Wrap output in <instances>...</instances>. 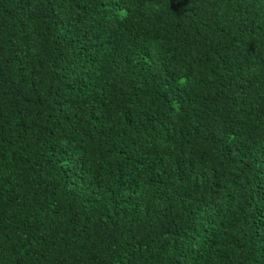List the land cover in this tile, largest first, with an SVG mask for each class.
Returning a JSON list of instances; mask_svg holds the SVG:
<instances>
[{"label": "trees", "instance_id": "16d2710c", "mask_svg": "<svg viewBox=\"0 0 264 264\" xmlns=\"http://www.w3.org/2000/svg\"><path fill=\"white\" fill-rule=\"evenodd\" d=\"M0 264H264V0H0Z\"/></svg>", "mask_w": 264, "mask_h": 264}]
</instances>
